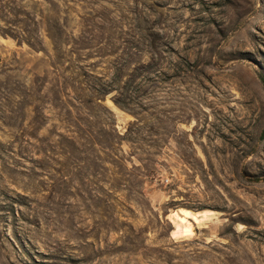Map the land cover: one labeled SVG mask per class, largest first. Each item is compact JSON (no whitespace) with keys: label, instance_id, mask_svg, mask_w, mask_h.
I'll return each instance as SVG.
<instances>
[{"label":"rangeland","instance_id":"374dc122","mask_svg":"<svg viewBox=\"0 0 264 264\" xmlns=\"http://www.w3.org/2000/svg\"><path fill=\"white\" fill-rule=\"evenodd\" d=\"M0 264H264V0H0Z\"/></svg>","mask_w":264,"mask_h":264},{"label":"bare ground","instance_id":"6f19581e","mask_svg":"<svg viewBox=\"0 0 264 264\" xmlns=\"http://www.w3.org/2000/svg\"><path fill=\"white\" fill-rule=\"evenodd\" d=\"M182 213H183V214H182V217H179L180 220H182V221H184L186 218H189L190 220H193L194 223H195V221L198 220L196 216H194V215H190L189 211H183ZM172 216H173V215H172ZM202 218H203V217H202ZM188 223H189V222H188ZM186 230H187V228H186ZM187 231H188V230H187ZM184 232H185V231H184ZM188 236H189V235H188Z\"/></svg>","mask_w":264,"mask_h":264}]
</instances>
